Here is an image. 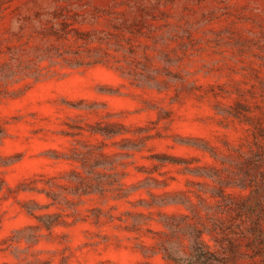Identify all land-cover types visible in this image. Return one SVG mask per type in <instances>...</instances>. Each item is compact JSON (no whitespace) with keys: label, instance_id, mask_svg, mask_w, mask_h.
Instances as JSON below:
<instances>
[{"label":"rangeland","instance_id":"374dc122","mask_svg":"<svg viewBox=\"0 0 264 264\" xmlns=\"http://www.w3.org/2000/svg\"><path fill=\"white\" fill-rule=\"evenodd\" d=\"M60 7H67L64 37L47 32L63 28L51 14ZM77 30L100 40L88 45L105 48L103 62H44L50 74L40 79L0 80V160L11 159L0 165V264H171L157 243L162 216L178 214L161 206L189 194L198 205L186 222L211 228L203 240L223 252V264H264V0H0V64L12 48L24 60L47 44L83 49ZM74 97L127 111L118 120L82 113ZM209 103L228 116L196 119ZM160 109L150 124L137 122ZM177 110L188 117L181 134L206 138L211 151L168 142L171 125H163L176 123ZM82 163L121 183L68 193L74 207L52 203L46 191L72 190ZM193 168L212 183L186 179ZM43 213L62 221L42 227L35 243L14 238Z\"/></svg>","mask_w":264,"mask_h":264},{"label":"trees","instance_id":"16d2710c","mask_svg":"<svg viewBox=\"0 0 264 264\" xmlns=\"http://www.w3.org/2000/svg\"><path fill=\"white\" fill-rule=\"evenodd\" d=\"M51 14L57 18H63V28L48 29L47 32L64 37L67 31L64 26L67 24V7L55 8ZM78 15V14H76ZM54 19V18H53ZM51 20V19H50ZM58 22V21H57ZM79 36L83 35L86 45L83 49L60 48L53 44H47L44 47L33 48L28 52V58L23 59L22 49L12 48L10 57L6 62L0 64V80L4 83H13L26 78L34 80L40 79L48 74L44 70V62L47 65H59L61 67L79 68L104 61L106 50L103 47H91L90 42L94 40L100 41L97 37L89 32H80ZM27 53V52H26ZM157 85V84H149ZM84 174L79 173L76 179V185L69 192L61 189L50 188L46 191L47 195L52 199V203L63 204L68 207H74V203L67 198L68 193L74 195H83L91 192H104L106 189L114 186L115 182L121 183L122 177L105 170H94V166H86L82 163ZM99 165L96 164L95 167ZM1 189V183H0ZM124 195V194H119ZM31 210L30 208H28ZM34 209V208H33ZM32 209V210H33ZM31 210V211H32ZM38 224L29 225L16 231L14 238L26 239L29 242L35 243L42 235L41 229H51L54 225L61 223L60 213H43L36 216ZM162 221L165 226L164 237L157 243L158 251L162 252L163 256L171 262V264H223L225 258L223 252L216 251L204 242L203 236L205 233L211 232V228L207 226L200 227L196 223L186 222L185 216L177 219V216L163 215ZM218 227V226H216ZM220 229H226L224 224H220ZM193 238L197 240V244L193 248L184 245L185 241H191ZM226 241H230V239ZM180 245L181 247H178ZM225 250V248H221Z\"/></svg>","mask_w":264,"mask_h":264},{"label":"clouds","instance_id":"9594fccd","mask_svg":"<svg viewBox=\"0 0 264 264\" xmlns=\"http://www.w3.org/2000/svg\"><path fill=\"white\" fill-rule=\"evenodd\" d=\"M127 79V76L124 75L121 79V84L124 83V81ZM102 87L101 85H97V88L99 89ZM126 94V93H124ZM73 101L76 102L80 106V111L82 113H86L88 111H99L101 113L108 112L114 119H120L122 116V112H126L127 109L122 110V112L114 111L109 108H105L104 102L102 100H89L85 98L84 100H79L78 98H73ZM133 111H143L139 105H133L132 106ZM163 112V109H160L155 113L154 116L149 117L146 112L143 113V119H138L137 122L141 125H148L151 123V120L156 118L157 116H160ZM229 114V110L227 107H219L217 108L214 104L209 103L207 111L203 113V115H196V119H205V120H216V122H220L221 120L225 119ZM188 117L185 112H180L179 110L176 111V115L174 117L176 123L173 124L172 121H166L164 123V127H169L171 125L170 130L166 133L167 136L171 137V141H168L171 143L172 141H175L177 144H192L195 148L200 149L205 154L208 151H211V148L207 144V139H197L194 137H188L186 135L181 134V125L180 121L186 120ZM128 124L129 131L126 134V137L128 139L134 138L135 133V126L133 124L132 120H128L126 122ZM121 137H117V139H120ZM216 147H220L219 145H216ZM210 162V160H209ZM11 163L10 158H5L3 160H0V165ZM186 179L197 182V183H208L211 184V180L207 178L206 175L198 174L197 170L195 168L189 169L188 174L186 175ZM205 199L208 198V192L206 190H201L200 193ZM198 201L196 200V197L189 194L187 196H172L168 199V202L161 206V211L165 214H169V210L172 212L177 213V219L183 216H188L190 214V210L193 206H197ZM148 245V253L151 252V241L145 242ZM197 244V240L193 238L190 242L185 241L184 245L193 248ZM178 247H181L178 245Z\"/></svg>","mask_w":264,"mask_h":264}]
</instances>
